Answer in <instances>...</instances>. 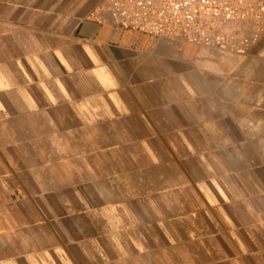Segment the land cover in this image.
<instances>
[{
    "label": "crops",
    "instance_id": "1",
    "mask_svg": "<svg viewBox=\"0 0 264 264\" xmlns=\"http://www.w3.org/2000/svg\"><path fill=\"white\" fill-rule=\"evenodd\" d=\"M102 1L0 0V264H264V25L224 50Z\"/></svg>",
    "mask_w": 264,
    "mask_h": 264
},
{
    "label": "built area",
    "instance_id": "2",
    "mask_svg": "<svg viewBox=\"0 0 264 264\" xmlns=\"http://www.w3.org/2000/svg\"><path fill=\"white\" fill-rule=\"evenodd\" d=\"M99 9L124 29L231 51L264 25V0H103Z\"/></svg>",
    "mask_w": 264,
    "mask_h": 264
}]
</instances>
